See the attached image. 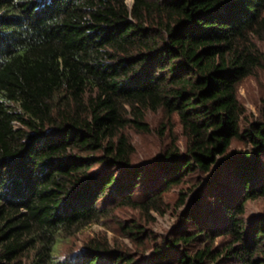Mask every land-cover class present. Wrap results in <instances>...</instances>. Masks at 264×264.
<instances>
[{
    "label": "trees",
    "instance_id": "trees-1",
    "mask_svg": "<svg viewBox=\"0 0 264 264\" xmlns=\"http://www.w3.org/2000/svg\"><path fill=\"white\" fill-rule=\"evenodd\" d=\"M131 1L0 0V264H264V210H246L264 201V104L254 119L238 95L264 70V0ZM160 111L171 141L136 164L127 131ZM106 220L133 247L59 255Z\"/></svg>",
    "mask_w": 264,
    "mask_h": 264
},
{
    "label": "rangeland",
    "instance_id": "rangeland-1",
    "mask_svg": "<svg viewBox=\"0 0 264 264\" xmlns=\"http://www.w3.org/2000/svg\"><path fill=\"white\" fill-rule=\"evenodd\" d=\"M129 6L132 5V1L128 0ZM258 45L262 52H264V40H257ZM239 99L241 102H244L246 107L248 108V112L253 118L259 117V108L264 104V70L258 69L255 75L250 76L244 79L241 84L239 85ZM147 121L150 123L152 132L150 133H137L135 130L128 129L129 138L131 139L132 143L136 148V153L134 157V161L136 164H148L150 161L155 160L156 158L160 157V152L163 148L166 147L167 144L170 143L171 138L169 137V132L166 131L164 137H160L158 131L160 130L161 126L166 122V118L162 111L157 113H148L147 114ZM174 134L179 137L178 145L181 148L185 146V138L182 136V130L180 125L178 124L175 119ZM237 148H242V145L235 144ZM188 186H184L187 188ZM181 191V188H173L171 191L165 194V199L167 202L171 203L173 206L175 205V201ZM193 198V196H189L188 201ZM188 206V205H187ZM179 207L176 211L171 209L163 216L153 214L155 217L154 224H150L149 227H152L155 233L162 237L163 235L167 234L169 231L173 230L175 226L180 223L179 214L187 207ZM247 215L249 217H253L259 214H262L264 210V201L261 200H249L246 204ZM116 216L119 220H126L129 221L132 218L140 219V212L135 210H120L116 212ZM118 222L115 220H106L101 223L92 224L87 226L77 234L65 238L64 242L59 244V252L62 257L65 254H71L75 252L81 251L91 240H97L106 238L110 241L112 245L116 242H122L124 245L132 246L133 244L131 240L121 237L119 233ZM221 238L218 239L220 241Z\"/></svg>",
    "mask_w": 264,
    "mask_h": 264
}]
</instances>
